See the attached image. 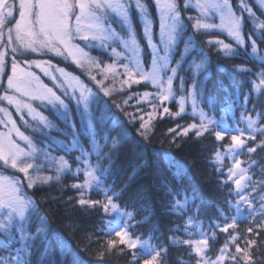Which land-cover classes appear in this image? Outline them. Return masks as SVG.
I'll return each mask as SVG.
<instances>
[{
    "label": "snow or ice",
    "instance_id": "6c2138e0",
    "mask_svg": "<svg viewBox=\"0 0 264 264\" xmlns=\"http://www.w3.org/2000/svg\"><path fill=\"white\" fill-rule=\"evenodd\" d=\"M153 2L159 12V39L162 48H157L156 44L153 43V22L150 19L149 7L145 0H18V3L17 0H12V2L0 0V43H3L5 34H7V45L5 47H10L13 53L11 74L7 75L6 94L0 96V100L7 101L9 105H13L17 114L27 110L29 116L33 119L38 118L41 124L49 128L52 126L47 122L46 117L36 111L31 101L40 100L42 104L46 101L47 104H51L53 107L57 104L60 106L56 110L68 122V127L72 130L70 136L71 144L65 145L64 150L78 149L81 152V155L76 157L78 164L82 158H84L83 162L87 164V167L83 169L79 167L76 169L77 173L83 171L85 175L84 183L73 185L74 188L81 189L80 198L77 202L81 206L88 205L91 207L100 205L105 213L112 212L115 214L114 219L108 222L109 227L106 234L111 235L114 233L116 237H119L118 243L124 245L129 250L139 248V254L135 251L132 252L131 264H166L168 247L163 242L153 244L154 237L151 234H149L147 239L133 236L129 229L135 227L132 223L135 219L134 213L122 210L113 199V197L119 196V193L113 191L112 195H109L111 189L105 188L103 185L102 178L108 174L111 167V164H109L108 168L101 164V161L104 159L111 160V154L105 153L103 149L109 145V142L111 147L115 149L120 140L110 138L105 133L102 137L104 143L100 144L97 141L98 134L93 126L96 117L90 110L89 97L94 98L93 103L98 107L101 105L102 98L99 96V93H94L90 88L83 85L78 78H74L76 83L80 85V95L79 97L73 96L72 99L76 100L82 123L84 121L87 122V131L90 133L91 144L94 145L91 152H86L79 146V133L76 131L75 123L72 121L70 110L65 101L53 91V88L45 85L33 72L21 68L17 62L16 54L54 53L56 56H64L66 53L67 57H70L78 67L83 68L87 65L90 79L96 82L105 97H110L113 92L117 91L114 87L117 65L113 63L102 68L101 63L90 57L84 51V48L73 43L76 39L88 41L91 38L93 41H98L99 46L102 48L111 47V54L115 55L118 60H128V63L120 65L124 69L123 75L126 76V79L121 81L122 85L129 84L130 87L129 81L137 84L142 81L149 82L157 89L156 98L160 104H163L164 101L174 97V79L177 78L182 60L189 51V46H194L195 41L191 38L185 41V49L181 54V61L177 62L176 67H170L173 47L182 37L185 25L181 20L178 0H153ZM260 4L264 6V0H260ZM189 5L199 10L201 17H207L211 12L219 16L221 22L220 25H216L202 22L201 19L195 18V23L192 25L193 28L199 30L220 27L226 30L227 35L237 45H245V39L241 34L244 18L242 15L237 14L230 0H195L194 4L191 3V0H185V8ZM238 6L241 7L243 12L248 13V16L251 18L250 22H254L255 27L264 29V21H259L247 0H239ZM133 9L137 12V17L142 22L141 31L148 47L151 49V71L148 72L143 70L139 60L141 47L138 44L137 36L133 31L130 20ZM14 12L18 13V19L14 16ZM111 14H115L120 20L122 27L125 29V35H121L111 27ZM73 18L75 22L74 27L70 24V20ZM188 19L194 18L189 17ZM252 35L253 33H249L250 39ZM261 38L264 39V33L261 34ZM108 42H111V45ZM209 43H213V41H209ZM215 43L222 45L223 49L226 50L224 53L226 56L233 52L229 44L223 41H215ZM121 46L124 52L130 53V56L116 50L117 47ZM85 47H97V45L86 44ZM161 51L163 55H161ZM6 55V51H0V74H6ZM236 55L239 54L237 53ZM251 56L264 63V56L258 55V45L255 39H251ZM25 63H28L29 67L35 64L53 82L56 81V77L49 70L52 67L49 61L32 60L25 61ZM205 63L206 58L197 65V68L203 67ZM93 67L99 69L100 74L103 76L101 80L97 81L96 76L91 74ZM237 70L251 71L243 67H238ZM57 71L63 74L65 70L57 69ZM169 72L171 73L170 75L168 74ZM108 73L113 75V86H105L104 82L108 79ZM257 76L259 83L253 82V85L254 90L259 94L261 87L264 86V70L259 71ZM179 80L180 92L183 93L184 78L180 77ZM57 86L62 87L61 85ZM192 88L193 92L189 94L192 104V115L198 116L199 123H192L185 127L182 130V134L186 136L189 131L194 130L195 135L200 137L206 132H211L215 135L217 141L224 140L225 136H229L231 140V144L224 146V152L217 149L215 152V163L218 165L217 171L222 172L225 156L231 160V166L226 170V175L228 180H232L235 185L234 194L237 199L235 203L228 201L227 204L229 210L234 211L235 214L231 217V223H226L223 226L216 223L215 227L222 232H226L229 228H234L237 220L240 218V214L244 212L245 206L247 213L244 218L250 216L255 220L259 216L260 219L256 222L255 226L264 227V169H261L260 179H253L254 174L249 173L251 165L241 167L242 162L239 159L245 152L249 154L254 153L257 147L264 145V125L259 123L261 119H264V112L256 113V117L253 118L245 108L240 113L239 120L234 121L235 126L229 128L226 123L227 117L231 107L236 104V99L240 98L239 89L237 88L235 93L232 94L235 99L230 101L229 108L222 109L223 114L217 120L214 115H209L197 105V92L200 96H203L204 86L197 84L194 80ZM8 90L12 94H7ZM119 90L122 91L123 89ZM16 94H19V97H27V101L20 99ZM64 94L67 96V91ZM144 95L148 96L151 94L145 93ZM248 99L249 94H245L243 97L244 105L242 107L247 105ZM113 103L115 107L121 108L123 111L121 104H117L115 101ZM123 103L126 104L127 101L125 100ZM47 104L44 106L46 107ZM81 104L83 105V111H79ZM103 105L104 115L109 116V118L114 115L111 112V106L108 105V101H103ZM60 109H63V111L61 112ZM179 110L180 112L185 110V97L183 94H181L179 99ZM163 111L167 113L169 109L164 107ZM252 111L255 112V106H253ZM0 112L4 113V119H0V125H3L7 129L5 132H0V162H2L0 167H10L19 173H23V178L0 173V249L8 252L7 256H0V264H32L31 257L33 250L38 251V242L43 239L46 227L41 226L35 232L31 231L32 217L37 216L41 225L43 224V218L37 215L34 202L24 194V184L22 181L27 180V188L34 187L37 182L48 183V181L53 179L52 176L39 175L40 169L45 164L49 167H54L56 172L55 179L58 181L60 174L69 169V164L64 157H52L47 146L44 149L37 148L33 140L20 131L16 125V121L12 118V114L6 108L0 107ZM20 119L24 121V116L21 115ZM130 119H135V117H130ZM140 119L142 120L140 134L147 139L146 122H143V117ZM115 123L116 126L121 127L120 138H125L127 130L119 124V121ZM242 123L246 124V127H241ZM9 125H11L10 128L8 127ZM25 125L27 126L26 121ZM13 133H15L19 140L25 142L27 148L22 147L17 143L16 139H13ZM257 133L261 136L259 143L255 146H246L248 140H256ZM62 134L67 135L68 133ZM56 143L59 146L62 142ZM92 153L96 156V164L94 166L88 164L86 159ZM252 164H255V161H252ZM169 167L171 168L172 165H169ZM180 167V165H176L177 171L173 173V176L176 178L180 177ZM30 170L32 171L30 172ZM233 177H235L234 180ZM94 186L97 190H103V202L85 198L83 190L92 189ZM164 187L166 195L171 197L168 204L169 212L178 217H183L188 212L190 206L195 204L194 190L192 194H189L182 186L174 190L168 186L167 180L164 181ZM249 189L250 191H248ZM257 202L259 204L258 208L254 206ZM195 210L199 213V205L195 206ZM217 211L224 220L229 219L228 216H225L224 210L219 206H217ZM145 212H150V209L145 208ZM148 219L149 217L145 216L143 220L137 223L147 222ZM212 226V222H210L208 225L209 229ZM203 229V222L199 221L197 216L188 215L183 225L178 224L175 228L170 229V231L173 233L182 231L189 238L181 239L177 235H172L169 237V242L172 245L189 246L191 253L195 254V264H221L227 258L225 252L228 245L225 244L220 249V254L215 260L211 259L206 255V252L209 247V239L215 238V232H212L211 237H209ZM248 231L252 232V228L250 227ZM194 233L198 234V238H192ZM235 239L236 237L233 236L232 240ZM16 242L19 243V247L12 248L11 245ZM116 243L115 240L109 239L107 241L109 250L114 248ZM253 243L255 241L249 242V246ZM120 251L122 252L123 249H120ZM241 251L242 249L237 246L236 253H241ZM231 259L235 261L237 257L232 255ZM243 259L246 264L251 259L247 251H244ZM38 264H42V261H38ZM72 264H79V261L73 259ZM180 264H189V262L180 260Z\"/></svg>",
    "mask_w": 264,
    "mask_h": 264
},
{
    "label": "trees",
    "instance_id": "16d2710c",
    "mask_svg": "<svg viewBox=\"0 0 264 264\" xmlns=\"http://www.w3.org/2000/svg\"><path fill=\"white\" fill-rule=\"evenodd\" d=\"M257 12L258 17L264 21V11L257 9ZM247 27L246 25V31ZM218 36L227 40L221 33L195 34V38L210 57L211 75L208 84H211V91L215 93L214 96L219 103L224 100L228 91L232 92L237 88L243 97L249 94L248 106L254 115L264 109V90L260 96H256L252 91L253 82L259 83L257 73L264 70V63L252 58L249 55V48L243 53L239 52V55L226 56L225 51L217 44L209 43ZM259 46L261 51L264 50V39ZM58 62L79 73L73 65ZM238 67L251 71H238ZM134 88L145 87L141 85ZM115 99L114 96L110 97L112 103ZM253 106L255 112L252 111ZM126 111L130 109L118 110L117 114L125 123L132 125H125L127 136L112 150L111 160L106 159V166L109 167L111 164V167L104 181L111 187L112 192L119 193L115 200L120 208L134 213L135 219L132 223L135 227L129 229L133 236L147 239L151 234L154 237L153 244L163 242L168 247L166 264H180V260L195 264V254L191 253L189 246H177L169 242L172 235H177L181 239L189 238L182 231L173 233L170 229L178 224L183 225L187 216L193 215L203 222V230L209 237L215 232V238L209 239L206 252L211 259L215 260L220 254V249L227 244L225 252L227 258L221 264H246L243 259L244 251L251 257L247 264H264V227L255 226L260 219L259 216L255 220L250 216L244 218L247 213L246 206L234 228L222 232L215 227L216 223L221 226L231 223V217L235 214L229 210L227 204L228 201L235 203L237 199L234 194L235 185L226 175L230 163L224 158L222 172L217 171L218 165L215 163V152L228 145V140L224 138L217 141L211 132L197 137L194 130L189 131L186 136L183 135L182 130L193 120L187 113L175 117L159 116L147 130L148 138L145 139L140 134L139 122L132 123L129 118L130 112L125 115ZM260 139L261 136L257 133L256 140H248L246 146H255ZM240 160L242 167L251 165L249 173L254 174L253 179H260L261 169H264V145L257 147L254 153L245 152L240 156ZM252 161H255V164H252ZM176 165L181 166L179 178L173 176L177 171ZM165 180L174 190L181 186L189 194L194 190L195 204L190 206L183 217L169 212L168 204L171 197L166 195ZM73 181L67 176L59 182L38 185L33 189L35 206L45 215L44 219L49 229L38 242V251L33 250L32 264H38V261H42V264H72L73 259L78 260L79 264H131L132 252L139 254V248L129 250L118 243L119 237L114 233L106 234L108 222L112 218L100 205L91 207L79 205L77 201L80 195L72 186ZM196 205H199V213L195 210ZM217 206L224 210L225 216L229 217L228 220L220 216ZM254 206L258 208V202ZM145 208L150 209V212H145ZM145 216L149 217L147 222L137 223ZM210 222L213 225L211 229L208 227ZM250 227L252 232L248 231ZM233 236L236 237L235 240H232ZM192 238H198V234L194 233ZM109 239L117 242L111 250L107 246ZM251 241L255 243L249 246ZM237 246L242 249L241 253H236ZM232 255L237 257L235 261L231 259Z\"/></svg>",
    "mask_w": 264,
    "mask_h": 264
},
{
    "label": "rangeland",
    "instance_id": "374dc122",
    "mask_svg": "<svg viewBox=\"0 0 264 264\" xmlns=\"http://www.w3.org/2000/svg\"><path fill=\"white\" fill-rule=\"evenodd\" d=\"M9 2H12V0H9ZM145 2L148 4L149 7V16L150 19L153 22V43L156 44L157 48H162V45L160 44L159 39V12L157 8L154 5L153 0H145ZM230 2L233 5L234 10L237 12L238 15H242L244 20L242 24V36L245 39V45L240 46L235 43V41L227 35V32L225 29L217 27L212 29H195L192 27V25L195 23V18L201 19L202 22L206 23H213L216 25H220V18L219 16H216L212 14L211 12L208 14L207 17H201L199 10L193 8L192 6H188L185 8V0H178L179 4V10L181 12V20L183 21L185 25V31L182 35V37L177 41L176 45L173 47L172 55H171V61H170V67H176L177 62L181 61V54L183 50L185 49V41L189 38L193 39L195 41L194 46H189L188 53L184 56L180 69L178 71L177 78L174 79L173 82V90H174V97H171L169 100L164 101L163 104H160L159 100L156 98V92L157 89L154 88L151 83L142 81L141 83H129L131 86L129 87V84H121V81L126 79V76L123 75L124 69L120 65L124 63H128V60L125 59H117L115 55L111 54V47L102 48L99 46L98 41H93L91 38L88 41H84L82 39H76L73 41V43L80 45L82 48H84V51L88 53L90 57L95 59L96 61L101 63V67L103 68L106 65H111L115 63L117 65L116 67V83L114 87L117 89V91L113 92L112 96H114L115 103L121 104V107L123 108V111H125V108H129L130 111H126L124 114L127 115L129 112V118L135 117V119H130L132 123L139 124L142 123V120L140 119L143 117V122H146L147 130H149L153 124V122L159 118V116L162 117H175L181 114H190L193 118L191 123H199L198 116L192 115V104L191 99L189 98V94L193 92V81L195 80L197 84L204 86L203 96H200L197 92L196 95V102L199 108H202L206 113L209 115H214L217 120L220 119L221 115L223 114L222 109H228L230 105V101L232 99H235V97L232 95L235 93L236 89L232 92L228 91L226 94V97L222 102H217L216 97L214 96L215 93H212L211 84H208V79L211 75V72L209 70V64H210V57L204 49L202 45L199 44L197 39L195 38V34L197 33H207V34H213V33H221L225 37H227V40L222 37H216L213 41H223L224 43L229 44L233 52L231 54H237L239 52H244L246 48H249V55L251 56V39H255L258 45V55L264 56V50H260L259 43L263 40L261 38V34L264 33V29H260L258 27H255L254 22H250L251 18L248 16L247 12H243L241 7L238 6L239 0H230ZM250 7L252 8L253 12L256 14V17L259 19V21H263L258 17L257 9L264 11V6L260 4V0H247ZM18 3V0H17ZM191 3L194 4L195 0H191ZM257 8V9H256ZM14 16L16 19H18V13L14 12ZM189 17H193L194 19H188ZM111 20L112 24L111 27L115 29L118 33L121 35H125V29L122 27L120 20L115 16V14H111ZM130 20L132 22L133 31L135 32L137 36L138 44L141 47V53L139 56V60L141 63V66L145 72L151 71V63H150V53L151 49L148 47L145 38L141 31V20L137 17V12L133 9L131 11ZM70 24L74 27V18L70 20ZM247 27V31L245 29V26ZM14 26V22H13ZM7 27V25H6ZM255 28V31H254ZM249 33H253L251 39L249 38ZM111 45V42H108ZM86 44H96L97 47H85ZM218 45V47L224 51L222 45L215 43ZM5 45H7V34H5L3 43H0V51H6L7 55L5 57V73L6 74H0V96L6 94L7 90V75L11 74V59L13 56V53L11 52L10 47L6 48ZM118 52L124 53V55L130 56V53L124 52L123 47H117L116 49ZM161 55H163V52L161 51ZM252 57V56H251ZM206 58V63L203 67L197 68V65L201 63L202 60ZM254 58V57H252ZM16 59L21 68H23L26 71L33 72L36 76L40 78V80L47 85L48 87L53 88V91L56 92L57 95L61 97L65 101V104H67L68 109L70 110V114L72 117V121L75 123L76 131L79 133L78 135V141L79 146L82 147L86 152H91L94 145L91 144V137L90 133L87 131V122L84 121L82 123L81 117L79 115L76 100L72 99L73 96L79 97L80 95V85L76 83V80L74 78H78L83 85H85L87 88H90L94 93H99V96L101 99V105L98 107L95 103H93V97H89V106L90 110L95 114L96 119L94 120V128L97 132V141L100 144L104 143L103 135L106 133L110 138H117L120 140L119 144L125 139L120 138L121 133V127L116 126V121H119V124L123 126L124 129L127 130L125 125H132L131 123H125L119 116H118V110H121V108L115 107V104L111 102L110 97H105L103 95V92L100 91L99 86L96 84L95 81L90 79V76L88 75L89 69L88 66L85 65L83 68L78 67L70 57H67V54L65 53L64 56H56L54 53H47V54H41V53H20L16 54ZM256 59V58H255ZM32 60H47L50 62L52 67L49 69L51 73L56 77V81L53 82L48 76L44 74L43 71H41V68H38L35 66V64H32L31 67H29L28 63H25V61H32ZM258 60V59H256ZM58 61H63L64 63L71 64L76 70H78L79 73L75 72L74 70H70L66 68L62 63ZM259 61V60H258ZM131 66V65H130ZM46 67V66H45ZM57 69H64V73L61 74ZM91 74L96 76V80L99 81L103 78V76L100 74L99 69H96L93 67L91 69ZM171 74L170 72L168 73ZM184 78V85H183V93L180 92V80L179 78ZM259 79V78H257ZM105 86H113V75L111 73H108V79L105 80ZM258 83V82H256ZM57 85H61L62 87H58ZM141 85H144V89L140 88H134L135 86L139 87ZM146 85V86H145ZM123 89L120 91L119 89ZM264 90V86L261 87L260 93L258 94L254 90V85L252 88V91L256 94V96H260L262 91ZM67 91L68 95L66 96L64 92ZM240 91V90H239ZM145 93H150L151 95L145 96ZM7 94H12L10 90L7 91ZM181 94L185 97V110L183 112H180L179 110V99ZM19 97V94H16ZM20 99H23L27 101V97H19ZM223 99V98H222ZM127 101L126 104L123 103V101ZM103 101H108V105L111 106V112L114 114L110 118L109 116L104 115V105ZM32 106L36 109V111L40 114L46 117L47 122L52 126L51 128L45 127L43 124L40 123L39 119H33L31 116L28 115L27 110H24L22 113L17 114L16 109L13 105H9L7 101L0 100V107L6 108L11 114L12 118L16 121L17 127L20 129L21 132H23L25 135L29 136L37 148L44 149L46 146L48 148L49 153L54 158L64 157L65 160L68 161L69 169L65 170L60 174V179L57 181L55 179L56 172L54 170V167H49L47 164L44 165L40 169L39 175L41 176H52L53 179L48 181L46 184H52L61 181L63 178L69 176L74 181L72 182V186L77 183H84L85 181V175L83 171H80L79 173L76 172V169L79 167L81 169L87 167V164L83 162L84 158H82L81 162H77L76 157L81 155V152L78 149H71L68 151L64 150L65 145H70L71 140V128L68 127V122L64 120V118L57 112V108L60 106L57 104L55 107L51 104H47V102H42L40 100H33L31 101ZM47 104L45 107L44 105ZM211 104V109H210ZM244 105V100L242 93L240 91V98L236 99V104L231 107V110L227 117V125L229 128L234 127V121L239 120L240 113L245 110V108L248 111L249 115H252L250 108L248 106V103L246 106L242 107ZM167 107L169 109V112L165 113L163 111V108ZM117 108V110L114 109ZM62 112L63 109H60ZM79 111H83V105L81 104ZM264 112V109L257 111L256 113ZM256 113L253 116V118L256 117ZM24 116V121L20 119V116ZM0 119H4V113L0 112ZM25 121L27 122V126L25 125ZM141 121V122H140ZM261 125H264V121L261 119L259 121ZM241 127H246V124H241ZM9 128L11 125L8 126ZM58 129V130H56ZM141 131V129L139 128ZM7 129L0 125V132H5ZM62 133H68L67 135H63ZM225 138L228 140V145L231 144V140L229 136H225ZM13 139L17 140V143H19L22 147L27 148V145L24 141L19 140L15 133H13ZM56 142H62L59 144ZM118 144V145H119ZM226 146V145H225ZM112 150H114L111 147V144L109 142V145L103 149L105 153H111ZM225 148L222 147L221 152H224ZM39 155V153H38ZM225 158L228 159V162L231 166V160L225 156ZM87 163L91 165L96 164V156L94 153L90 154L87 158ZM240 159V157H239ZM102 166L108 168L106 166V159L101 161ZM0 165H2V162H0ZM242 167V166H241ZM244 167V166H243ZM32 170H30L31 172ZM0 173H3L5 175L9 176H16L23 178V173H19L14 169H11L10 167H0ZM108 176V174L103 177V185L105 188H110L109 185L105 183V178ZM235 177H233V180ZM24 184V194L34 202L32 193L33 189L37 187L38 185H42L45 183L37 182V184L32 188H27V180L22 181ZM243 183V181H242ZM79 192H81V189L76 188ZM85 198L92 200V201H104V192L103 190H97L95 186L92 189H84ZM109 195H112V190L109 191ZM114 202L116 203L115 197H113ZM117 204V203H116ZM35 211L39 217L43 218V224L41 225V222L37 219V216L32 217V225H31V231L35 232L37 228L44 226L46 227V233L49 229V226L47 224V221L45 220V215L40 212L36 206ZM108 215L114 219L115 214L112 212H109ZM45 218V219H44ZM18 241V238H17ZM12 248L19 247V243H13L11 245ZM8 252L3 251L0 249V256H7Z\"/></svg>",
    "mask_w": 264,
    "mask_h": 264
}]
</instances>
